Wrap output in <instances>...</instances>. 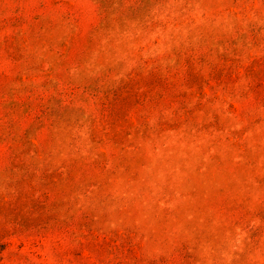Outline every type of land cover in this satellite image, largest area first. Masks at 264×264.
<instances>
[{
    "label": "rangeland",
    "instance_id": "rangeland-1",
    "mask_svg": "<svg viewBox=\"0 0 264 264\" xmlns=\"http://www.w3.org/2000/svg\"><path fill=\"white\" fill-rule=\"evenodd\" d=\"M0 264H264V0H0Z\"/></svg>",
    "mask_w": 264,
    "mask_h": 264
}]
</instances>
